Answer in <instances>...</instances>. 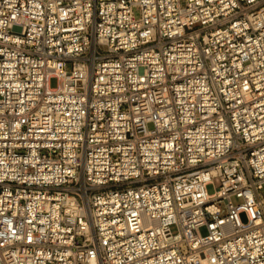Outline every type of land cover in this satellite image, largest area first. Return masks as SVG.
Returning <instances> with one entry per match:
<instances>
[{
	"label": "built area",
	"instance_id": "built-area-1",
	"mask_svg": "<svg viewBox=\"0 0 264 264\" xmlns=\"http://www.w3.org/2000/svg\"><path fill=\"white\" fill-rule=\"evenodd\" d=\"M263 191L264 0H0V264H264Z\"/></svg>",
	"mask_w": 264,
	"mask_h": 264
},
{
	"label": "rangeland",
	"instance_id": "rangeland-1",
	"mask_svg": "<svg viewBox=\"0 0 264 264\" xmlns=\"http://www.w3.org/2000/svg\"><path fill=\"white\" fill-rule=\"evenodd\" d=\"M50 86H51V87H55V86H56V80H55V79H52V80L50 81ZM206 190H207L208 193H210V194L215 192L214 187H213L212 185H208V186L206 187ZM263 194H264V191H263ZM230 202H231V204H232L233 206H235L236 204L241 203V202H242V199H241L240 197L233 196V197L230 198ZM239 217H240V220H241L243 223L246 222L247 217H246V214H245L244 212H241V213L239 214ZM199 229H200V233H201L202 235H205V234L207 233V230L205 229L204 226H200ZM170 230L172 231V233H176V231H177V229H175V226H174V225H171V226H170Z\"/></svg>",
	"mask_w": 264,
	"mask_h": 264
}]
</instances>
